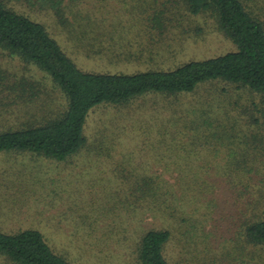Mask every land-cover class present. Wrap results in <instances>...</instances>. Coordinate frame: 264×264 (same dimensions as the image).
I'll return each instance as SVG.
<instances>
[{"label": "rangeland", "instance_id": "rangeland-1", "mask_svg": "<svg viewBox=\"0 0 264 264\" xmlns=\"http://www.w3.org/2000/svg\"><path fill=\"white\" fill-rule=\"evenodd\" d=\"M5 2L43 24L67 56L86 72L162 71L234 50L210 14L186 15L183 7L171 0H81L80 20L68 16L69 24L65 25L46 8L28 6L22 0ZM155 10L166 13L161 15ZM146 12H151V18L158 16L162 28L138 36L135 24ZM161 38L163 41L158 42ZM91 45L108 49V53L112 47L114 57L107 54L88 58L86 55L93 53ZM179 100L150 95L127 107L92 110L86 127L88 145L96 143V133L105 123L111 134L109 141L114 144L110 156L87 157V148L67 162L0 154V230H37L53 251L74 264H130L145 230L169 227L157 210L130 197L132 168L164 176L171 182L179 172H192L205 178L207 199L201 206L194 198L196 203L183 208L186 214L179 212L181 218L164 249L169 264H264V246L249 243L240 235L243 218L254 212L253 207L258 213L261 205L254 203L261 202V197L264 200V141H253L254 152L251 150L250 155L258 160L248 162L244 171L237 173L228 158L230 146L218 148L214 142L211 148H205L201 145L205 136L200 133L202 139L195 138L194 146L185 144L179 150L177 143L160 146L164 134L157 136L158 130L169 126L166 118L173 108H179L178 116L192 108L202 122L204 112L199 110L208 103L218 108L220 101L226 100L228 108L244 112L252 103L261 105L258 97L223 82H213ZM64 104L61 92L43 72L0 50V130L25 122L37 125ZM232 110L230 113L237 115ZM197 115L190 119L189 127H200ZM185 121L189 120L177 126H184ZM236 141L237 147L244 139ZM156 148L166 153L158 155ZM92 149L98 154L97 146ZM171 158L177 160L172 162ZM167 163L172 165L166 167ZM118 165L125 168L112 170ZM202 165L206 168L202 169ZM253 167L254 174L245 172ZM194 221L196 230L188 236ZM0 264L12 263L0 257Z\"/></svg>", "mask_w": 264, "mask_h": 264}, {"label": "trees", "instance_id": "trees-1", "mask_svg": "<svg viewBox=\"0 0 264 264\" xmlns=\"http://www.w3.org/2000/svg\"><path fill=\"white\" fill-rule=\"evenodd\" d=\"M22 1L28 6L51 10L62 25L69 24L68 16L74 21L80 20L82 16L79 8L81 0ZM171 1L182 6L186 15L210 14L222 34L233 44L234 50L162 71L149 70L133 74L86 72L79 69L67 56L43 24L16 11L5 0H0V50L10 56L18 57L24 63L33 65L43 72L65 100V104L56 114L37 125L25 122L18 127L0 130V154L67 162L87 148V157L110 156L114 144L113 141H109L111 134H108L107 124L104 123L105 127L97 131L96 143L88 145L87 121L90 112L95 108L127 107L133 101L150 95H161L180 101L181 97L193 94L203 85L223 82L234 86L235 89L256 95L261 105L252 103L247 111L241 112L228 108L229 102L226 103V100H221L218 108L208 103L209 105L199 110L204 112L205 118L202 122L192 108L185 110L184 116H178L179 108H173L171 116L166 118L169 119L167 123L169 126L158 130L157 136L164 134L160 137L162 139L159 138V144H163L160 146L177 143L178 149L181 150L184 149L185 144L194 146L195 138L202 139L201 133L202 137L205 136V139H202L204 143L201 144L205 148H211L215 143L218 148L230 146L228 158L232 169L237 173L244 171V165L256 159L255 156L252 158L250 155L251 150L254 152L251 148L253 141L258 139L264 141V0ZM155 11L161 15L166 13L163 10ZM150 13L146 12L141 22L135 24L138 28V36L162 28L159 17L151 18ZM162 41L161 38L158 42ZM90 49L93 53L86 55L88 58H102L109 54L113 56L112 47L109 48V53L108 49L102 50L103 48H94L92 45ZM230 110L235 111L237 115L231 114ZM194 114L197 115L200 123L198 128L189 127L190 119ZM186 119L189 121H185L187 123L184 122V126H177L180 121ZM243 119L245 124L242 122ZM111 121L110 124L113 125L114 120ZM175 127L179 128L177 132ZM239 136L244 141L242 145L236 147ZM250 138L251 144H249ZM181 142L184 143L180 146ZM93 146L98 147V154L92 149ZM154 151L158 155L166 153L160 148ZM157 154L155 157L158 156ZM170 160L174 162L177 159ZM190 160L186 162L188 166ZM167 165L172 164H165L166 167ZM114 166L112 170L115 171L120 167L125 168L120 165ZM205 168L202 165V169ZM132 171L134 179L132 188L129 187L130 197L137 198L136 203H146L152 210H157L168 221L169 227L145 230L139 237L135 258H131L130 264H169L164 256L165 246L174 234L177 219L181 218L180 213L186 214L183 208L188 206V203H196L194 198L200 201L198 204L201 206L205 204L204 200L207 199L208 192L203 186L207 184L206 180L203 176L193 175L192 172H179L171 177L173 179L171 182L169 178L148 175L147 172L139 171L137 168H132ZM255 171V167L245 169L247 174H254ZM259 204L261 209L260 211L258 209V213L256 207H253L254 212L241 221L240 235L249 243L264 246L263 197L261 202L254 203V206ZM196 226V221L190 224L188 236L191 235L190 232H195ZM0 257L12 264H74L68 258L53 251L42 233L34 229L15 233H5L0 230Z\"/></svg>", "mask_w": 264, "mask_h": 264}]
</instances>
